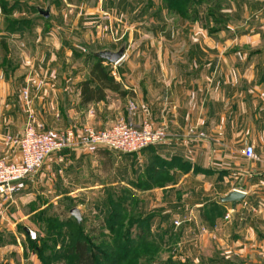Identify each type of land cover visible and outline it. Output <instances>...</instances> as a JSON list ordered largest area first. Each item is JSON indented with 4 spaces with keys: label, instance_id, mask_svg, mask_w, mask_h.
Wrapping results in <instances>:
<instances>
[{
    "label": "crops",
    "instance_id": "1",
    "mask_svg": "<svg viewBox=\"0 0 264 264\" xmlns=\"http://www.w3.org/2000/svg\"><path fill=\"white\" fill-rule=\"evenodd\" d=\"M12 4L10 12L19 6L18 14H25V0ZM225 12L227 22L189 25L183 56L161 54L167 45L157 42L155 55L141 59L134 84L114 65L122 59L103 61L117 69L110 73L127 94L106 90L102 100L89 102L80 96V83L88 79L89 70L87 75L59 72L49 66L55 57L46 52L38 74L25 67L30 61H16L7 52L12 43L19 47L9 38L41 29L0 30L5 36L0 37V155L6 161L20 160L18 144L7 138L22 135L27 110L46 128H102L128 114L133 100L137 125L149 120L167 132L163 140L136 152L78 148L51 154L19 192L0 196V264H15L14 258L19 264H39L29 248L28 229H38L35 220L53 198L84 189L115 190L117 185L137 192L139 208L154 213L151 223L172 226L182 215L188 219L183 232H197L205 246L211 237L228 241L224 253L207 258H214V264H264V0H228ZM151 31L160 33L161 26ZM24 86L30 91L28 105L21 94ZM191 128L203 130L205 137L189 133ZM245 145L254 148L257 159L245 157ZM102 170L109 171L107 175L112 170L119 181L93 180ZM160 174L168 178L155 183ZM233 189L245 193L235 210L230 202L220 201ZM228 209L232 214L225 219ZM220 233L222 238L216 236Z\"/></svg>",
    "mask_w": 264,
    "mask_h": 264
},
{
    "label": "rangeland",
    "instance_id": "2",
    "mask_svg": "<svg viewBox=\"0 0 264 264\" xmlns=\"http://www.w3.org/2000/svg\"><path fill=\"white\" fill-rule=\"evenodd\" d=\"M14 1L5 0L4 3L9 5ZM25 1L28 6H24V15L20 14L22 10L19 6L10 12L6 8L7 5L4 7L0 2V8H2L0 30L6 27L10 20L24 17L30 19L27 26L41 29L42 32L33 30L31 34L26 33L22 37L9 38L10 41L11 39L17 40L16 43H18L20 49L12 43V46L10 45L11 50L7 51L11 57L16 58V61H30V65L25 66V64L24 66L31 67L38 74L42 69L37 65L41 63L40 61L46 52L55 57L49 65L56 68L55 70L87 75L90 66L96 62V59L91 57L93 50L104 48L117 50L122 43H126L121 62L114 65L117 69L121 68L126 71L127 79L131 78L130 83L134 84L136 73L140 72L139 68L142 67L141 59L151 58L155 55L157 42L167 45V47L163 46L161 54L183 56L184 49L182 45L189 40V25L193 27L197 24L209 25L210 23H216L206 17L205 8H207V3L205 2L190 7L191 5H187L188 1L186 0ZM227 1L222 4V12L225 14ZM29 4H31V7ZM47 5H49L50 16L45 19L41 15H37L36 6L45 8ZM18 12L20 13L18 14ZM189 16H192V18H189ZM228 19L229 17L226 14L225 22ZM46 26L48 29L52 28L48 34L43 31ZM156 26H161L160 33L151 31V28ZM3 36L0 34V37ZM196 36H198V33H196ZM64 40L67 41L66 44H64ZM22 42L26 46L23 47ZM2 52L0 48V55H2ZM104 65L110 68L109 70L115 71L116 69L109 63ZM147 70H151L149 66ZM41 83L40 80L37 87ZM24 87L21 89V94ZM29 92L28 89L27 98H24L22 94L25 105L30 103ZM132 101L128 102V114L125 116L115 119L102 128L92 127L103 129L109 127L118 119L131 120L135 123L134 116L137 108L136 105L134 109L130 108V102ZM111 171L109 175L106 174L109 171L96 172L93 180L119 181L117 175ZM167 178V176L160 174L157 177L158 182L155 180V183L161 184V180L164 182ZM114 187H116L115 190L108 189L109 191H103V188L84 189L78 192L65 193L56 200L53 198L55 202L46 208L47 212L42 221L37 220V218L35 220L38 228L35 229L37 237H41L40 241L39 238L37 239L39 245L46 239V249L42 250L46 264H76L69 247L78 237L89 242L90 250L99 251L96 257L98 264H200V262H202L201 264H214V258H211L212 261L207 259L209 255L218 252L224 253L228 246V241L224 238V240H218L214 237H211L209 246H205L204 241L198 235L195 236V234H198L197 232L193 234V230L189 231L188 229L183 232L184 227L182 226L185 224L183 222L178 225L173 222L171 223L172 226L167 223L160 225L158 222H152L151 225L146 224V222L144 224L134 222L129 231L128 227L133 218L138 215H144V218H146V215L154 216V213L149 211V208L144 209V211L139 208V197L136 195L137 192L131 188L121 187L120 185ZM164 194L166 195V193ZM51 195L52 193H48L47 199L51 198ZM107 197L108 199L110 197V205L106 201ZM119 197L120 200H123L122 203L118 200ZM72 207H78L81 212L82 218L79 226L76 225L75 218L69 213ZM110 208L113 209L114 214L111 216V223L108 224L105 218ZM179 216V220H182V215ZM46 217L50 218L49 221L53 223V229L59 231L54 237L45 234L47 228L43 229L41 227L46 224ZM191 222L194 223V221ZM140 225H143V227L140 228ZM196 225L202 231L205 230L200 225ZM139 231L142 232L140 233L141 237L137 238ZM222 235L220 233L216 236L222 238ZM51 237L54 239L55 244H53ZM103 253L106 256H102ZM227 254L233 255L230 252H227ZM14 260L15 264L21 263L17 258H14Z\"/></svg>",
    "mask_w": 264,
    "mask_h": 264
},
{
    "label": "built area",
    "instance_id": "3",
    "mask_svg": "<svg viewBox=\"0 0 264 264\" xmlns=\"http://www.w3.org/2000/svg\"><path fill=\"white\" fill-rule=\"evenodd\" d=\"M22 94L28 97V87L25 86ZM130 108L134 109V102H130ZM28 111L27 122L23 135L19 137H8L7 140L18 144L20 149V160L6 161L0 155V196L4 199L11 197L22 188L23 181L34 175L44 165L51 154L63 149H83L94 153L99 148L116 150L120 152H136L150 144L157 143L167 136L164 128H155L149 120H144L140 125L131 120L118 119L109 127L96 129L91 125L82 127L52 129L34 120V114ZM189 133L197 137H205L203 130L195 131L189 129ZM242 153L248 159H257L254 148L245 145ZM232 210L228 209L225 219L231 217ZM188 219H176L179 224ZM31 239H36L37 233L28 229Z\"/></svg>",
    "mask_w": 264,
    "mask_h": 264
},
{
    "label": "trees",
    "instance_id": "4",
    "mask_svg": "<svg viewBox=\"0 0 264 264\" xmlns=\"http://www.w3.org/2000/svg\"><path fill=\"white\" fill-rule=\"evenodd\" d=\"M4 1L3 0L0 1L2 3V6L4 5V7H5V5H7L6 8H8V10L10 11L11 8H13V6L9 7L8 3H4ZM186 1H188L187 5H189V6L191 5L190 7H192L193 5L197 6V4H199V3H201V4L204 2L207 3V5H206L207 8H205L206 17L210 18L213 22H216V23H219V22L224 23L225 22L226 14L222 12V8H223L222 4H223V2L225 4L226 0H186ZM15 4H17V2H15ZM186 8H185V10H186ZM6 12H8V11H6ZM189 18H192V16L191 17L189 16ZM29 21H30V19H26V18L13 19V20L9 21L6 28L9 30H20L24 27H29V26H27V25H29L28 24ZM91 57L96 58L92 54H91ZM106 90L115 91L121 95L127 94V91L124 90L122 88L121 84L119 82H117L114 79V77L111 75L109 68L103 64V59L96 58V62L93 63L89 68L88 79H86L80 83L81 100H82V102H89L92 100H95V101L102 100L106 95ZM106 199H107L106 200L107 203L110 205L111 204L110 197H109V199H108V197ZM120 199L121 198L119 197L118 200L121 201V203H122L123 200H120ZM46 212H47V209L40 211L38 216H37V220L42 221V218L45 217ZM113 214H114L113 209L112 208L108 209V212H107V215L105 218V220L108 224L111 223V221H112L111 216ZM152 217H153L152 215H149V216L146 215V218H144V215L136 216L135 218H133L132 223L129 224L128 230L130 231V227L134 222L141 223V224H144L146 222V224L151 225ZM46 220H47L46 224L42 225L41 227H43V229L47 228V230L45 231V234L47 233V235H49V236L51 235L52 237H54L57 233H59V231H55V229H53L54 225L52 222L49 221L50 218L46 217ZM76 225L79 226L80 222L76 221ZM139 227L142 228L143 225H140ZM110 228H112V227H110ZM138 233L139 234H137V238H140L141 237L140 233H142V232L139 231ZM128 234H129V232H128ZM38 238L40 241L41 240L40 236L36 237V239H31L29 237V239L31 241L30 242V248L33 252L36 253V255L40 261V264H46L45 260H44V256L42 254V250L46 249V246H45L46 245V239H44L45 241L41 245H39L38 240H37ZM51 240H52L53 244H55L54 239L52 238ZM69 251L73 254L75 261H76V264H98L96 257L98 256L99 251L90 250L89 242L84 238L78 237L77 239H75L74 242L72 243V245L69 247ZM102 256H106V255L103 253Z\"/></svg>",
    "mask_w": 264,
    "mask_h": 264
},
{
    "label": "water",
    "instance_id": "5",
    "mask_svg": "<svg viewBox=\"0 0 264 264\" xmlns=\"http://www.w3.org/2000/svg\"><path fill=\"white\" fill-rule=\"evenodd\" d=\"M36 12L37 15H41L45 19L49 18L50 16L49 5H47L45 8L41 6H36ZM125 48H126V43H122L117 50H110L108 48H104V49L93 50L91 54L96 58L106 60L109 63H118L124 56ZM244 195L245 193L243 191L239 189H233L226 195L221 196L220 201L230 202L232 209L235 210L236 205L244 197ZM69 213L76 219L77 222H80L82 216L78 207H72L69 210Z\"/></svg>",
    "mask_w": 264,
    "mask_h": 264
}]
</instances>
